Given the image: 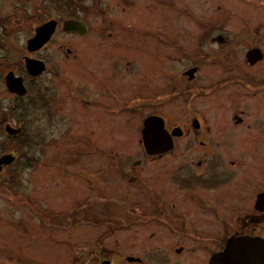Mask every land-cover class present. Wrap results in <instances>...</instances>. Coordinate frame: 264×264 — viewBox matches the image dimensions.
Wrapping results in <instances>:
<instances>
[{
	"label": "flooded vegetation",
	"instance_id": "af4514ba",
	"mask_svg": "<svg viewBox=\"0 0 264 264\" xmlns=\"http://www.w3.org/2000/svg\"><path fill=\"white\" fill-rule=\"evenodd\" d=\"M140 1L0 0V8L6 6L0 10V159L13 157L0 165L1 207L11 218L0 223V264H27L23 244L42 240L44 224L58 233L81 227L99 233L89 245L69 242L70 264H214L230 239H264V0H258L259 27L239 30L231 15L219 16L218 6L206 9L199 0L195 11L187 0H147L144 15ZM203 9L212 13L207 21ZM51 22L46 41L42 32L41 41L30 42ZM93 52L102 56L93 58ZM130 77L138 85L131 100L109 81ZM156 94L167 95L164 102L172 95L181 101L171 105L167 120L157 113L142 116V126L150 116L161 117L171 139L166 137L168 150L148 153L140 130L144 157L133 166L146 160L160 165L163 172L154 171L151 182L131 175L130 194L122 189L116 199L105 198L107 187L93 189L83 169L79 176L99 198L83 195L69 199L65 210L48 212L43 200L27 197L23 176L42 161L38 148L46 140V120L68 125L77 120L75 111L91 109L106 121L154 108ZM75 100L76 110L70 105ZM140 100L146 102L142 108L135 104ZM32 126L36 130L29 133ZM67 154L71 164L82 157Z\"/></svg>",
	"mask_w": 264,
	"mask_h": 264
},
{
	"label": "rangeland",
	"instance_id": "374dc122",
	"mask_svg": "<svg viewBox=\"0 0 264 264\" xmlns=\"http://www.w3.org/2000/svg\"><path fill=\"white\" fill-rule=\"evenodd\" d=\"M195 1L187 0V3L193 6V11H195ZM199 1L200 3L204 2L206 9L208 6L210 10H215L218 6V15L219 13H224L226 19L231 15L232 18L230 21L233 22L237 30L244 27L248 29L259 27V24L263 21L258 0H220L215 5L213 4V0ZM113 2L114 0H109V5L114 6ZM140 2L141 10H143L141 11L142 15L147 14L145 5H148V1L141 0ZM199 7L202 6L199 5ZM206 9L200 10L204 14V21H207L212 14ZM0 10H6V6H3ZM108 10L110 12V7H108ZM155 18V21H159L157 17ZM139 21L145 22L141 18ZM172 22H178V19L173 17ZM226 23L228 24L229 22L227 21ZM18 35L17 48H20L24 35L23 33ZM254 35L256 34L252 36ZM257 39H259V36H257ZM13 45L16 46L15 44ZM93 54L91 56L96 59L102 56L101 53L93 52ZM108 60H115V58L111 59L108 56ZM71 70L73 73H77L76 68L73 67ZM79 70L82 74L81 68ZM89 70L97 71L98 66H90ZM138 75L140 77L143 75V72H139ZM66 78L71 82L73 88L78 86L72 77L68 76ZM94 81L92 80V82ZM109 81L123 98L127 97L129 100L137 98V94L135 96L134 93L138 91V85H134L132 77L129 79L115 78ZM160 81V79H156L157 83ZM96 82L98 84V78ZM45 85L50 86L49 90L55 87L52 81ZM95 91H99L98 85H96ZM50 96V94H47V99ZM165 96L156 94L154 98L156 99V105L150 109L142 108L143 104L146 103L144 100H140V103L135 101V104L141 105L142 110L126 111L120 117L116 118H113V115L106 116V119L104 118L106 121L101 119V114L97 111L91 109L86 111L82 109V112L79 113L75 111L74 118L77 120L70 122L68 125L61 124L58 126L55 117H52L51 122L46 120L43 126L38 125V127L41 126L42 129H45L43 133H46L47 136L43 145H40L38 148L42 157L39 168L36 169V166H33L31 169L26 170L23 176V183L26 184L27 197L34 200H43V205L48 209V212L49 210L54 212L65 210L68 205L66 202L69 199L83 197V195L86 198H99L97 191L89 190L88 181L81 179V175L79 176L83 169L86 174H90L89 177L92 181L93 189H95L94 187H100L99 189L107 187L105 198L116 199L121 194L122 189L130 194L131 191L126 189L128 187L126 184L132 182L129 180L131 175L137 176L139 182L145 184L151 182V175L154 171L158 174L163 172L159 168L160 165L152 167L148 160H146L140 163L139 166H133V162L142 160L144 157L143 149L141 144H139L142 116L149 114V112L157 113L167 120L170 118L169 111L172 109L170 108L171 105L181 101L180 97L172 95V99L169 102H164L161 98ZM140 97V99L147 98V94L140 95ZM70 105L75 110L79 108L77 100L74 102L71 101ZM130 114H133V117ZM34 127L36 126L29 127L28 132L32 133L35 131L36 128ZM69 152L78 153L82 157L78 162L73 164L67 163L66 161H69L67 153ZM119 165L122 169H119ZM19 166L20 163L16 165V167ZM59 166L66 168H60ZM3 178L4 176L0 175V181ZM20 181H22V178ZM159 182L162 183V186L163 180ZM6 198H8V195ZM1 205H4V201L0 199V223L8 224L11 218L7 217L5 207L3 209ZM18 221L21 225L23 224V220ZM42 228V240H36L35 243H32L28 239V244H23L22 248L27 250L26 259L23 261L24 263L70 264L71 260L68 251L65 250L69 246V242L75 241L78 245H89L99 235L97 231L85 227L77 228L73 232L59 233L55 232V228L49 225L44 224ZM8 233L13 236L15 235V230L10 227ZM31 237L33 238V236L29 238ZM108 244L114 246L115 239H111Z\"/></svg>",
	"mask_w": 264,
	"mask_h": 264
},
{
	"label": "water",
	"instance_id": "95a60500",
	"mask_svg": "<svg viewBox=\"0 0 264 264\" xmlns=\"http://www.w3.org/2000/svg\"><path fill=\"white\" fill-rule=\"evenodd\" d=\"M68 23L72 24L76 22L69 21ZM52 25L53 24L51 22L37 29L36 37L30 42L36 43L39 41L42 38V32L46 41L53 31ZM41 44L42 42H40L39 46ZM42 71L43 69H41V71L35 72L33 75H39ZM7 81L9 82L8 78ZM17 81L20 82V79H17ZM166 137L171 140L167 131L165 130L164 121L161 117L150 116L144 120L141 130V142L146 152L150 153L156 151L155 153H159L168 150L170 143L167 141ZM10 160H13L12 156H4L0 159V165H8L10 164ZM213 262L214 264H263L264 239L256 237L232 238L226 245L225 250L217 255L212 263Z\"/></svg>",
	"mask_w": 264,
	"mask_h": 264
}]
</instances>
